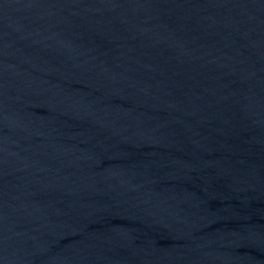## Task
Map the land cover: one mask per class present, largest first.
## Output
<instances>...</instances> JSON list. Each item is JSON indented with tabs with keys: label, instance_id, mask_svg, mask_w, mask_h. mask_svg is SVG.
I'll return each mask as SVG.
<instances>
[{
	"label": "water",
	"instance_id": "1",
	"mask_svg": "<svg viewBox=\"0 0 264 264\" xmlns=\"http://www.w3.org/2000/svg\"><path fill=\"white\" fill-rule=\"evenodd\" d=\"M0 264H264V0H0Z\"/></svg>",
	"mask_w": 264,
	"mask_h": 264
}]
</instances>
